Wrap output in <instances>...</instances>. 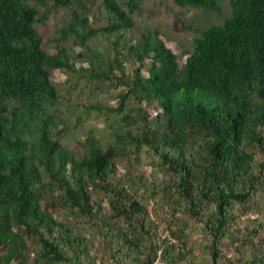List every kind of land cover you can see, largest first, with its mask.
Wrapping results in <instances>:
<instances>
[{"label": "trees", "instance_id": "trees-1", "mask_svg": "<svg viewBox=\"0 0 264 264\" xmlns=\"http://www.w3.org/2000/svg\"><path fill=\"white\" fill-rule=\"evenodd\" d=\"M142 1L102 0L114 20L97 29L84 0H0V264H264V0L227 15L224 0H174L222 17L185 62L157 30L125 41L137 66L118 47L104 59L90 40L133 26ZM48 2L78 8L60 37L82 51L47 46ZM56 70L70 89L122 87L109 142L90 127L65 142L84 116L66 115Z\"/></svg>", "mask_w": 264, "mask_h": 264}, {"label": "rangeland", "instance_id": "rangeland-1", "mask_svg": "<svg viewBox=\"0 0 264 264\" xmlns=\"http://www.w3.org/2000/svg\"><path fill=\"white\" fill-rule=\"evenodd\" d=\"M84 1L83 14L89 16L93 27L100 29L114 20L113 15L106 9L102 0ZM222 4L223 15H227L229 13L228 0H224ZM37 8L39 9V16H41L37 27L52 52L57 51L58 45L66 47L71 52L84 49L75 45L73 38L62 40L60 37L61 29L67 26L74 16L73 10L78 9L76 6L67 8L48 2L45 5H37ZM133 20V26L121 28L117 32L98 31L90 40L91 45L101 53L104 59H113L117 53L115 48H120L121 58L128 68H132L133 65L137 66L138 64L134 61L135 56H132L125 47V41L127 44H134L143 33L157 30L166 44L179 55L180 61L185 62L187 55L184 52L191 47L193 38L198 34L197 29L219 23L222 21V17L211 11L179 6L174 0H143L139 10L134 12ZM178 20L182 22L178 23ZM115 42L118 43V46H115ZM80 64L81 62L78 61L77 66ZM142 70L144 71L145 68ZM54 74L60 89L71 98L64 106L71 123H74L77 116L83 111V128L80 127L79 122L76 126L71 127L64 138L72 149L80 146V136H85V128H94L104 142H109L112 139V129L125 126V122L116 117L119 114L117 110H114L116 107L118 108V95L122 90V87L118 86L117 83L106 81L93 85L87 83L85 78H81V85L76 89H70L71 82L68 73L56 70ZM96 103L100 105L101 110H93L91 113L84 112L86 105ZM134 103V101H130L129 108L126 110L128 115L134 114ZM74 108L75 113L73 114Z\"/></svg>", "mask_w": 264, "mask_h": 264}]
</instances>
